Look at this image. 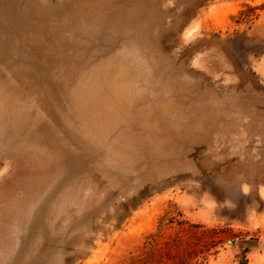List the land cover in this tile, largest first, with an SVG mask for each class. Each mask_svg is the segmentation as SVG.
<instances>
[{
    "label": "rangeland",
    "instance_id": "1",
    "mask_svg": "<svg viewBox=\"0 0 264 264\" xmlns=\"http://www.w3.org/2000/svg\"><path fill=\"white\" fill-rule=\"evenodd\" d=\"M0 264H264V0H0Z\"/></svg>",
    "mask_w": 264,
    "mask_h": 264
}]
</instances>
